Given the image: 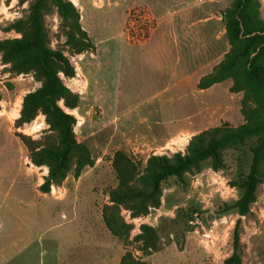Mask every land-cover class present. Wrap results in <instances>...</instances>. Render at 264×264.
<instances>
[{"label":"rangeland","instance_id":"rangeland-1","mask_svg":"<svg viewBox=\"0 0 264 264\" xmlns=\"http://www.w3.org/2000/svg\"><path fill=\"white\" fill-rule=\"evenodd\" d=\"M93 1L98 2L81 0L78 10L80 24L95 48L92 52L70 57V62L79 72L80 77L75 74V78L83 81L87 78L90 86L89 92H85L83 82V93L78 92L81 98L73 114L76 118L74 132L96 160L92 167L83 169L78 179L69 174L61 186L54 187L45 196L37 193H40L38 183L46 168L34 167L29 162L26 149L15 135L19 132L39 138L46 129L43 116L38 115L21 128L14 127L22 97L39 83L31 75L16 76L7 72L0 62V216L3 211H28L26 246L0 247V260L4 256L1 251L9 253L13 261L28 264H60L59 257L73 255L85 258L86 264H117L125 250L140 256L133 245H125L112 237L101 221L107 190L116 185L111 168L114 152L123 150L143 162L151 154L184 152L192 134L210 126L222 122L236 126L243 121L241 94L229 93L227 81L204 93L190 87L173 92V95L165 93L167 79L160 76L164 72L144 64L140 52L142 49L151 52L150 57L144 58L146 63L151 60L158 65L175 67L174 52L165 57L153 52L177 49L179 38L165 29L166 15L189 5L203 16H209L204 12L224 9L231 0H142L149 4L155 17H158L156 11L163 16V22L156 21L151 33L153 24L146 7L134 6L133 0H102L104 4L97 3V7L92 5ZM25 8L26 5L18 0H0V39L17 36L2 29L24 16ZM260 16L264 20V4ZM45 21L54 47L57 18L48 15ZM122 30L124 33L120 36ZM161 59L164 62H160ZM64 82L81 89L80 81L64 79ZM93 98L103 107V117L91 101ZM113 118L117 119L119 128L111 123ZM130 125L134 134L122 129ZM179 128L188 132L171 141L166 139ZM242 151H226L225 165L220 170L213 171L204 164L199 173L186 175L187 184L183 188L176 185L164 188L160 207L147 216L129 219L128 213L122 211L125 220L134 226L131 236L139 232L141 223L157 228L160 233L162 249L144 260L150 264H222L231 253V231L237 218L235 210H227L238 198L237 189L229 183L239 172L238 159ZM10 158L13 168H4L5 161H11ZM26 167L28 191L21 190V173ZM180 209L194 211L197 215L199 221L192 229L188 228L192 224L185 221L179 225L173 223ZM56 211L65 212L68 218L60 220ZM241 227L242 264H264V182L257 189L250 213L241 219Z\"/></svg>","mask_w":264,"mask_h":264},{"label":"trees","instance_id":"trees-1","mask_svg":"<svg viewBox=\"0 0 264 264\" xmlns=\"http://www.w3.org/2000/svg\"><path fill=\"white\" fill-rule=\"evenodd\" d=\"M25 4V15L14 19L2 30L14 32L13 38L0 39V62L13 75H31L39 83L24 94L14 127L21 128L43 116L46 129L33 139L15 133L27 151L29 162L45 167L47 173L38 186L41 193L59 187L69 174L77 179L83 169L92 167L95 158L88 146L74 132L76 118L70 111L78 108L80 95L70 90L64 79L75 76L70 57L94 50L87 32L80 24V12L70 0H18ZM260 0H231L220 12L224 22L228 50L210 73L197 83L199 90L229 81L228 92L241 94L242 123L222 122L192 135L184 152L149 155L143 162L123 150H116L111 168L116 185L107 190V203L101 207V221L116 239L133 245L140 256L130 250L121 254L118 264H150L144 257L162 249L157 228L141 223L131 236L133 224L125 220L147 216L161 205L163 190L171 185L186 186V175L199 173L204 164L217 171L224 167V153L240 151L239 172L229 185L238 198L227 210H235L230 246L231 253L222 264H242L241 219L250 213L258 187L264 182V20ZM58 21L54 33L56 45L46 28V17ZM63 38V41L61 40ZM1 101V97H0ZM194 216V217H193ZM193 224L199 219L194 211L180 209L174 224ZM202 228V227H201Z\"/></svg>","mask_w":264,"mask_h":264},{"label":"crops","instance_id":"crops-1","mask_svg":"<svg viewBox=\"0 0 264 264\" xmlns=\"http://www.w3.org/2000/svg\"><path fill=\"white\" fill-rule=\"evenodd\" d=\"M77 8L81 9V0H70ZM134 6H138L139 8H147L148 10V17L150 21H152V28L150 33L155 28V22H163V16L161 13L156 11V14L158 17H155L153 15L152 10L150 9L149 4L142 0H133ZM104 2V1H103ZM102 0H98V2L93 1L92 5H95L98 7V4H104ZM213 2V1H212ZM261 6L264 4L262 0H260ZM220 9L217 8L214 12H204L206 15L209 16H203L201 11L190 7L189 5L186 7H181L176 10L171 11L169 14L166 15V22H165V29L170 32V35L179 38L177 49L175 51H171V49H158L154 50L153 52L155 55H160L162 57L170 56L173 52L176 56V66L171 65H158V62L156 61H149L148 63L145 62L144 58H148L151 56V52L146 49H142L141 57L144 61V64H149L150 67H152L155 71L161 70L162 73L160 76L165 77L167 80V86L165 93H172L178 92L180 89L189 87L192 89H197L198 91H201V93H204L206 90H210L214 88L215 86H218V84H215L211 86L208 89L205 90H199L197 88L198 81L205 76L206 74L210 73L213 66L216 65L222 58V56L227 52L228 50V42L225 35V27L224 22L222 21L220 17ZM203 17V18H200ZM124 30L120 31V36L123 35ZM207 33V34H206ZM150 35V34H149ZM207 35H209L207 37ZM147 61V60H146ZM160 62H164V59H161ZM76 76H79V72L76 71ZM69 81H80V87L83 86V82L86 86V91L89 92V80L87 78H84V81L79 79L77 80L75 76L71 79H68ZM226 81L222 82L225 83ZM227 89L230 86V82L227 81ZM222 83H219L220 85ZM70 90L73 92H76L79 94L83 93V90L78 89L76 87L72 88L69 85H66ZM164 91V90H163ZM81 98V97H80ZM92 102H94L97 107L100 110V115L103 117V107L97 100L91 99ZM78 108L70 111L71 114H74L75 111ZM1 115V110H0ZM19 115V112L17 113ZM112 124L115 125V127H118V121L116 118H113L111 121ZM127 128V129H126ZM125 133L134 134L130 130L133 129V127L126 126L122 128ZM185 132H188L185 128H179L170 135H168L166 139L169 141L173 140L175 137L179 136V134H183ZM198 133V132H197ZM196 134V133H195ZM194 135V134H192ZM188 140L186 141L187 144ZM11 161L7 160L5 161L6 167L13 168V161L10 158ZM17 163V162H16ZM18 165L21 163H17ZM35 167V166H34ZM45 168V167H44ZM47 173V169L44 171L45 176ZM2 174L6 175V172H3ZM24 175V176H23ZM21 190L25 189L28 191L27 186V176H28V167H26V171L21 173ZM79 178V177H78ZM77 178V179H78ZM43 182V177L40 178L38 186ZM53 190L54 187L52 186L50 188ZM39 191V190H38ZM40 192V191H39ZM50 193V192H49ZM21 201L23 200V193L21 192ZM48 193H37L38 196H45ZM28 211H3V213L0 216V235L1 241H0V247L9 248V247H15L20 245L22 248L26 246L27 244V231H28V218L26 217ZM60 215V220H66L68 217L65 214V212L62 213V211H56ZM24 213V216H23ZM72 215V216H71ZM70 216L74 218V213L72 212ZM61 224V223H60ZM12 231L14 233H12ZM8 232V233H7ZM23 252V251H22ZM2 254H4L3 258L0 260V264H28L23 263L20 261H13V257L9 255V253L1 251ZM60 264H81L80 262L84 261L83 263L86 264L87 261L85 258H78L76 255L73 257H59L58 258ZM119 261V260H118ZM107 262V259L105 260ZM107 264V263H105ZM118 264V263H117Z\"/></svg>","mask_w":264,"mask_h":264},{"label":"built area","instance_id":"built-area-1","mask_svg":"<svg viewBox=\"0 0 264 264\" xmlns=\"http://www.w3.org/2000/svg\"><path fill=\"white\" fill-rule=\"evenodd\" d=\"M209 2H212V1H214V0H208ZM199 2H202V0H199Z\"/></svg>","mask_w":264,"mask_h":264}]
</instances>
